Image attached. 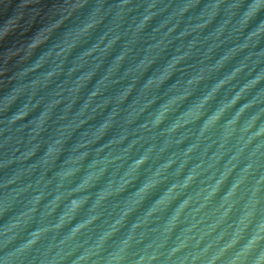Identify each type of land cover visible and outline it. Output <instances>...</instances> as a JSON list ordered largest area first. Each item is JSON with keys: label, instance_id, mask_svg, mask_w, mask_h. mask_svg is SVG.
I'll use <instances>...</instances> for the list:
<instances>
[{"label": "water", "instance_id": "obj_1", "mask_svg": "<svg viewBox=\"0 0 264 264\" xmlns=\"http://www.w3.org/2000/svg\"><path fill=\"white\" fill-rule=\"evenodd\" d=\"M0 264H264V0H0Z\"/></svg>", "mask_w": 264, "mask_h": 264}]
</instances>
